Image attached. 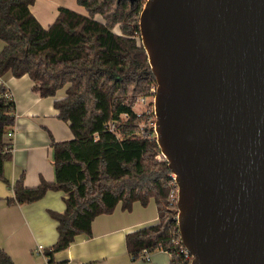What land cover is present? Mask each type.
I'll list each match as a JSON object with an SVG mask.
<instances>
[{"label": "trees", "instance_id": "1", "mask_svg": "<svg viewBox=\"0 0 264 264\" xmlns=\"http://www.w3.org/2000/svg\"><path fill=\"white\" fill-rule=\"evenodd\" d=\"M145 0H76L84 13L60 6L55 19L43 27L30 11L34 0H0V76L28 75L40 96H54L57 116L68 123L72 137L52 140L54 180L41 179L26 187L20 176L12 184L3 175L9 141L4 134L14 124L15 105L0 89V179L13 191L9 203H30L48 190L64 193L62 212L48 210L57 221V239L42 254L46 264L78 234L91 235L93 219L111 213L117 204L130 210L152 199L158 221L125 236L132 258L143 249H164L169 264L186 260L174 243L178 233L175 188L156 139L141 135L144 115L133 105L148 94L155 77L140 42L139 15ZM99 15L101 19L96 16ZM115 28L117 30H115ZM0 264H14L0 248Z\"/></svg>", "mask_w": 264, "mask_h": 264}, {"label": "water", "instance_id": "2", "mask_svg": "<svg viewBox=\"0 0 264 264\" xmlns=\"http://www.w3.org/2000/svg\"><path fill=\"white\" fill-rule=\"evenodd\" d=\"M139 33L192 264H264V0H145Z\"/></svg>", "mask_w": 264, "mask_h": 264}, {"label": "crops", "instance_id": "3", "mask_svg": "<svg viewBox=\"0 0 264 264\" xmlns=\"http://www.w3.org/2000/svg\"><path fill=\"white\" fill-rule=\"evenodd\" d=\"M60 6L84 13L76 0H34L30 11L46 27L56 17ZM3 41L0 40V50ZM10 93L15 105L12 135L5 136L12 149L4 161L3 175L12 184L20 176L26 187L36 186L41 179L54 180L52 140L70 139L68 123L57 116L53 105L63 96L60 89L54 96H40L32 89V80L26 74L15 77L10 73L0 76V89ZM64 193L48 190L40 199L30 203H9L12 189L0 179V248L14 264H46V258L37 252L38 245L45 248L57 239V221L48 210L62 212ZM155 202L150 199L143 206L135 201L130 210L117 204L111 213L97 215L91 223V235L78 234L63 250L54 254L57 261L68 264H169L170 253L164 249L149 252V259L132 258L125 245L128 232L156 223ZM42 250V251H43Z\"/></svg>", "mask_w": 264, "mask_h": 264}, {"label": "built area", "instance_id": "4", "mask_svg": "<svg viewBox=\"0 0 264 264\" xmlns=\"http://www.w3.org/2000/svg\"><path fill=\"white\" fill-rule=\"evenodd\" d=\"M154 93H155V86L153 87L152 89V94H153V99H154ZM5 96L7 97H11L10 93L6 92L5 93ZM144 96L142 97H138L137 98V102H144ZM137 113H141V112H137ZM153 119L150 120V125H151V129L150 128H147L146 126H144L145 124H141L140 125V129H141V135H145L146 133V130H148V135L149 136H152L153 133L155 132L154 131V126H155V118L154 116L152 115ZM5 136H11L12 135V129H9L7 132H5L4 134ZM12 149L11 145H9L8 147H6V150L10 151ZM164 158L163 154L160 152L159 154H157L155 156V159L156 160H160ZM172 178H173V181H174V175H172ZM175 184V182H174ZM176 197H177V187L175 185V189L169 194V200L170 202H173V203H176ZM174 243L178 246V251L183 255L184 259L186 260V263L185 264H192V259H193V256L192 254L184 247V245L181 243V240H180V237H179V234L177 233V236L175 237V240H174ZM42 250H43V247L41 245H38L37 248H36V253L39 252V253H42ZM138 258H142V259H149V251L147 249H143L142 252L139 254Z\"/></svg>", "mask_w": 264, "mask_h": 264}, {"label": "rangeland", "instance_id": "5", "mask_svg": "<svg viewBox=\"0 0 264 264\" xmlns=\"http://www.w3.org/2000/svg\"><path fill=\"white\" fill-rule=\"evenodd\" d=\"M98 19H101V17L99 15L96 16ZM115 30H117L115 28ZM155 85L152 84L150 86V89L148 90V94H145V95H141L139 97H142L144 96V102H137V99H136V102L134 103L133 105V108L136 112H141L144 116V119H143V124H145L144 126H146L147 128H150L151 129V125H150V120L153 119L152 115L154 116L155 118V115H154V112H153V94H152V89ZM155 137V132L153 133L152 137ZM175 189V188H174ZM172 189L170 191V193L174 190Z\"/></svg>", "mask_w": 264, "mask_h": 264}]
</instances>
